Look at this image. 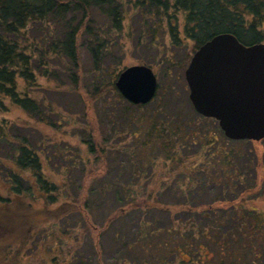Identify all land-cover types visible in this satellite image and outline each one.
<instances>
[{"label": "trees", "instance_id": "obj_1", "mask_svg": "<svg viewBox=\"0 0 264 264\" xmlns=\"http://www.w3.org/2000/svg\"><path fill=\"white\" fill-rule=\"evenodd\" d=\"M126 26L130 38L136 32L138 41L146 37L159 50L163 46L153 39L166 38L172 47L189 48L187 56L191 57L201 44L220 33H230L245 45L264 43V0H0V177L17 198L11 211L6 207L11 197L0 195V203L4 205L0 215L13 221L11 214L14 213L18 218L13 221L22 229L17 245L29 244L33 235L43 231L33 226L26 228L27 216L36 217L40 223L78 210L75 198L58 202L65 185L57 184L46 174L47 162L67 160V153L58 145H51L52 137L45 128L58 132L67 121L72 122L81 114L86 116L90 106L94 108L90 102L98 98L101 113H104L99 122L115 125L120 118L123 127L119 130L123 128L128 132L142 153L140 157L133 154L138 158L139 172H131L128 182L120 183L118 173L111 176L108 183L98 184L96 191H92L93 187L87 189L83 203L86 212L87 208H99L107 192L110 191V196L118 195L110 204V212L99 220L101 229L92 228L99 230L97 239L103 231L115 234L129 227L131 236L122 248L129 253L132 264H264V211L244 206V194L252 193L257 176L249 181V172L246 174L250 177L234 162L239 153L236 148L251 141L229 139L237 146L216 150L220 159L216 160L218 156L214 162L220 174L213 181L206 173L207 167L215 169L213 159L207 162L214 153H201L207 163L201 164L203 176L198 177L196 164L189 168V158L185 160L175 151L180 137L184 136L178 131L191 121L206 122L213 118L195 113L194 119L188 120L179 114H169L173 93L171 87H163L161 82H157L156 94L146 104H132L118 93L114 83L117 74L110 76V63L105 64V58ZM80 48L88 52L91 60L89 84L84 86L81 85L85 73L81 70ZM160 60L162 64L165 62V58ZM106 74L108 79L104 80ZM110 88L115 95L111 103L108 101ZM61 92L75 95L77 99L62 104L49 96ZM165 92L169 100L161 97L160 100L158 95ZM16 110L23 112L26 119L14 116ZM171 122L176 124L173 131L171 129L174 137L180 136L174 142L167 136ZM200 136L194 130L190 135L192 143L201 145L205 141L209 146L216 140L209 131ZM84 143L90 153L96 151L95 143ZM143 152L151 153L144 157ZM97 153H100L98 147ZM161 156L163 167L170 162L171 171L188 170L184 192L172 186L166 189L172 198L169 202L162 200L163 192L159 189L146 190V185L138 189L141 171L146 167L153 170ZM258 157L256 153L255 172ZM63 167L69 168L65 164ZM105 179L103 177V181ZM244 181L249 184L245 185ZM208 182L214 183L212 185L217 186L222 195L213 196L209 201H195L197 192L192 187ZM27 195L29 199H42L45 204H59L54 209L23 208L32 207V201L29 206L18 204L24 202ZM92 195L96 198L92 199ZM163 217L168 221L160 219ZM2 229L7 236V228L0 224V231ZM63 234L69 236V231ZM55 238L51 240L55 242ZM60 246L61 241L58 248L52 245L50 252L61 254ZM43 249H46L45 244ZM58 258V255L52 256L50 264H71L73 260V256L62 261ZM121 260L126 264L127 259Z\"/></svg>", "mask_w": 264, "mask_h": 264}, {"label": "rangeland", "instance_id": "obj_2", "mask_svg": "<svg viewBox=\"0 0 264 264\" xmlns=\"http://www.w3.org/2000/svg\"><path fill=\"white\" fill-rule=\"evenodd\" d=\"M127 31H129V29L126 26L123 30V34H120L118 36L119 38L115 40L116 44L110 47L109 52L107 53L109 56L105 58V64L110 63V76L114 75L113 73L117 74L114 78V83L119 72L124 68L131 65H147L152 68L155 73L157 82L163 83V87H171L172 89L173 100L171 104H169L170 107L168 108V113L171 115L179 114L181 117L185 116L188 120L194 119L196 112L190 103L188 97L189 89L184 77L185 68L190 60V57L187 56L190 52L189 48L186 46L172 47L170 43L167 44L168 41L166 38L165 40L154 38L153 40L155 43L157 42V44L163 46L159 50L153 46L148 39H145L146 37L138 41L136 32H133L134 35L132 38L128 37L126 34ZM80 50L81 70L82 74L83 72L85 73V77L82 76L81 85L84 86L89 84L91 60L85 49L80 48ZM161 58H165V62L163 61V64L160 63ZM103 78L104 80H107V74L104 75ZM49 96L62 104L64 102L72 103L77 99V96L68 94L67 92H61L59 94L53 93ZM114 96L113 89L110 88V95L108 97V101H110V103L114 102ZM158 97L169 100L170 96L165 92V94L160 93ZM167 102L170 103V101ZM90 103L94 106V108L90 106V109L87 110L86 116L83 114L82 117L81 114L78 118L73 119L72 122L67 121L66 124L60 126L58 132H55L50 128H45L49 136L52 137L51 145H58L61 149H65L67 153V160L62 159L63 161H58L53 159L50 162H47L46 174L50 175L57 184L61 185L64 183L65 185V188L61 189L63 196H61L58 202L75 198L77 202L76 204H78V210L57 220H42L40 223H37L38 220L36 217L32 218L27 216V221L24 223L26 228L33 226L35 230L41 229V231H43L38 233V235H33L29 244L25 243L22 245H20L21 243L17 245L21 239L20 234L22 229H20L18 224L13 222L18 221V218L15 217L14 213L11 214L13 221L7 220L6 216L0 215V224L4 228H7L9 233L5 236V229L0 231V264H50V258L54 255L59 256V261L73 256L71 264H122L123 260L121 259L123 258L127 259V261L125 260L126 264H132L128 258L129 253L122 248V245H125V241L129 239V236H131L129 227L124 225L125 227L121 228V230L115 234H113L112 231H103L99 234L98 239L96 235L97 231H99L97 228L101 229L99 227V220L110 212V204L115 202L118 195L116 196L115 194H112L110 196V191L107 192L108 194L104 202L100 201L101 204L98 205L99 208L93 207L91 210L90 208H87V212L86 209H84L85 207L83 203L87 196L88 188L90 189L93 187L92 191H96L95 187L98 186V184L104 182L108 183V181H110V177L118 173H120V183H126L125 181L129 179L128 176L131 172L133 174H138V158H135L133 154L137 153L138 157H140L141 147H138V145L134 143L135 140L133 141L128 132L123 131V128L122 130H119L123 127V121L120 118L116 120L117 122H115V125L112 122H99L104 113H101L102 107L99 104L98 98ZM147 106L149 107V105ZM81 110L84 109L82 108ZM110 110L111 105L108 108L109 112ZM143 111H145V109H143ZM13 114L14 116L20 115L21 118L26 119L25 114L19 110H16ZM117 114L118 113L116 112L115 115ZM114 117L115 119L117 118V116ZM189 123L190 124H183V129L178 131V133L180 132L181 135H184L183 137L178 135L174 137L175 134L172 131L176 124L175 122H171L168 127L170 130L168 131L167 136H169L173 142L176 138H181L180 143L176 146V150H174L177 151L176 153L183 156V159L187 160L189 158L187 161L189 168L192 167L193 164H196L195 169L197 171L195 170V172L199 171L198 177L203 176V171L200 170V166L203 162H206L204 161V157H202L201 153L204 154L205 151H213L214 154L207 159V162L208 160L211 161L213 159L215 169L207 167L206 173L207 176L210 177L209 180L213 181L217 174H220L218 165L214 162L216 157L219 156L215 153L216 150H218V148H233L237 145L224 136L217 121L214 119L206 122L191 121ZM30 124H32L31 121ZM194 130L198 131L199 136L200 134L209 131V135L215 137L216 140L209 146L205 141L202 142L201 145L198 142L193 144V140L190 139V135ZM199 139H202V137L200 136ZM84 141L89 143L91 142L92 144L95 143L94 146H96V151L90 153L87 148L88 146L84 143ZM250 141L251 142L245 141L242 145L236 148L239 153L236 156V159H234V162L237 165L236 167L241 168V171H243L246 176H251L249 181L252 180V177L257 176L256 184L252 188V193L244 194V206L264 211V139L260 141ZM252 141H254V143H252ZM97 143H99V145ZM156 145H158V143H156ZM97 147L100 153H97ZM151 152L152 154H155L154 151ZM148 153L143 152L142 155L145 157L148 156ZM256 153L259 156V164L257 163L256 170L257 175L254 169ZM219 159L220 156L216 160ZM64 164L69 168L64 169ZM163 164V157L161 156V160L157 163V165H154L153 170H148V167L144 168V170L141 171L142 173L138 182V189L141 190L142 185H146V190H150L151 188L159 189L160 192H163L162 200L169 202L172 198L168 195L166 189L172 186L174 190L176 189L184 192V189L187 188L184 185L188 182V170L184 168L175 170V168L171 171L170 166L172 165L170 162H167L165 167H163ZM247 172H249L250 176L246 174ZM107 175L109 176L108 178ZM246 176L242 175V178ZM103 177L106 178L104 181ZM182 179L184 180L183 183ZM212 184L214 183H199L198 186L192 187L193 191L197 192L194 200L209 201L213 196L222 195L219 188ZM244 184L247 185L249 182L244 181ZM241 189L243 188L240 187V190ZM142 192L143 190L141 193ZM0 195L4 197H11V200H8V204H6V207L9 206L12 211L13 205L15 206V199L17 198L11 194L9 186L1 177ZM223 196L227 195L223 194ZM29 197L30 196L27 195L26 199L23 198L24 202H18V204L22 207L24 205L29 206V201H32V207H23L29 209L41 206L45 207V209H54L59 204H50L49 202L45 204L42 199H29ZM91 198H96V195H92ZM13 199L14 202L12 201ZM179 199L180 197L178 196V200ZM3 207L4 205L0 203V209ZM14 210H16V208ZM228 213L229 210L226 212V215H228ZM87 214L92 215L88 216ZM160 219L164 222L168 221L166 217ZM84 220L88 223H84ZM27 224L29 225L27 226ZM16 225L18 228H16ZM115 225H117V222ZM93 227L97 228L93 230ZM114 227L117 228V226ZM34 228L31 229L33 230ZM12 229H14L13 233L10 232ZM68 231L69 236H64L63 233ZM53 236L56 237L55 242L54 240H51ZM119 240H121V242ZM60 241L61 254L58 251L55 253L50 252L49 248H51L52 245L58 248ZM44 244L46 245L45 250L43 249ZM68 252H70L69 255ZM4 255L8 256L4 257ZM138 255L141 254L139 253Z\"/></svg>", "mask_w": 264, "mask_h": 264}, {"label": "water", "instance_id": "obj_3", "mask_svg": "<svg viewBox=\"0 0 264 264\" xmlns=\"http://www.w3.org/2000/svg\"><path fill=\"white\" fill-rule=\"evenodd\" d=\"M184 77L195 112L215 119L225 137L264 139V43L216 34L191 55ZM115 87L126 101L146 104L156 94L157 77L147 65H131L119 72Z\"/></svg>", "mask_w": 264, "mask_h": 264}]
</instances>
